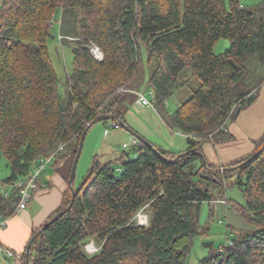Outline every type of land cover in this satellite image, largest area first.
Segmentation results:
<instances>
[{
  "label": "trees",
  "instance_id": "1",
  "mask_svg": "<svg viewBox=\"0 0 264 264\" xmlns=\"http://www.w3.org/2000/svg\"><path fill=\"white\" fill-rule=\"evenodd\" d=\"M59 10L61 39L75 41L66 101L47 45ZM223 38L229 47L215 53ZM143 46L153 69L154 109L168 127L188 135L192 152L174 161V151L138 140L134 157L123 152L103 162L95 156L79 187L74 180V194L23 253L25 263L185 264L201 232L203 203L213 201L212 182L225 191V180L236 174L246 205L232 206L256 229L229 238L199 264H264V137L259 150L222 171L201 154L205 143L232 139L227 121L264 84V0L252 8L242 0H0V160L6 157L11 168L0 178V215L15 214L22 195L16 183L41 157L64 145L60 162L72 143L76 156L98 121L125 124L129 91L120 90L139 87ZM194 77L200 88L170 113L168 100ZM146 206L152 216L140 225L136 216ZM90 241L99 247L93 254L86 250Z\"/></svg>",
  "mask_w": 264,
  "mask_h": 264
},
{
  "label": "rangeland",
  "instance_id": "2",
  "mask_svg": "<svg viewBox=\"0 0 264 264\" xmlns=\"http://www.w3.org/2000/svg\"><path fill=\"white\" fill-rule=\"evenodd\" d=\"M262 1L263 0H242V3L246 7L252 8L257 5H260ZM62 20L63 12L59 10L54 17L53 27L51 31L52 36L48 40L47 45L51 61L56 70L57 76L59 77V91L61 93L62 100L66 101V99L68 98L69 91L68 78L74 68V54L72 52V48L75 45V41L73 38H69V40L66 41H63L61 39L62 35L60 33V26ZM74 23L76 25L77 20L75 19V16H71V24ZM229 45V40L224 38L220 39L216 43L214 51L218 54L223 53L226 51ZM141 57L143 62L144 73L142 81L139 84L138 88L140 92L145 93L146 97L149 100H153L154 90L150 83V76L152 74L153 69L148 64V51L146 46L142 47ZM249 67L253 73H255L259 69V60L257 57L251 60ZM201 84L202 83L198 78H192L189 85L181 87L176 92V94H174L168 100V111L170 113H174L183 102L187 101L192 97L194 92L200 88ZM126 105L128 109H134V112L137 113V108H134V105ZM248 105L249 104L245 105L243 108L247 107ZM117 108L119 109L120 107ZM147 108H150L154 112L152 106L149 105L147 106ZM128 109L125 108L123 112L126 113ZM234 119L235 117L227 121L226 126L224 127L226 131L230 129V123L233 122ZM112 121L113 120L98 121L92 126L93 128L91 127L90 131L87 133L83 146V152L84 149L85 152L83 154V157L81 156V159L79 160L76 172L75 184L77 187H79L84 177L87 175L93 165L94 157L88 160V164L86 163L87 154L90 148H102L105 139H111L114 141L113 143L115 147V153L113 154L111 152L109 155L107 154L105 156H101L100 158L103 162L115 160L123 152L129 153L132 157H134L136 146L131 142L132 138L129 139L124 137V132H126V130L122 127L120 130L108 127L110 126ZM178 139L182 142H185V139L181 137H179ZM124 143L127 144L126 147L124 146ZM75 149L76 144L72 143L69 145L68 151L66 153V157L69 156L72 161L71 171L76 157L74 153ZM49 168L50 166H47V169ZM10 173L11 168L9 165V161L6 157H3L0 160V178L3 179L9 176ZM236 176V174H231V176L227 180H225V191L223 190V188L219 187L217 184L212 182L211 193L213 195V201L203 203L201 212L198 217V221L201 226V232L199 235L196 236L194 246L187 257L185 264H199V260L201 258L208 256L213 251H219L220 249H223V247H225L228 243L229 238H233V236L235 235L240 237L256 229L255 225L250 223L246 219V217H244L243 213L238 209L239 207L236 208L232 206L233 203H237L240 206L246 205V199L243 195L242 190L240 189V186L236 181ZM221 177L224 178L223 173L221 174ZM71 193L72 191H70L69 195ZM140 214L147 215L149 220V218H151L152 216V211L150 207H144L136 216L138 224H141V220L145 219H140L138 216ZM146 223L148 224L147 221L144 222V224ZM206 242H214V244L211 247H207L205 246ZM89 243L95 242L90 241ZM88 244L86 245V250L88 249Z\"/></svg>",
  "mask_w": 264,
  "mask_h": 264
},
{
  "label": "crops",
  "instance_id": "3",
  "mask_svg": "<svg viewBox=\"0 0 264 264\" xmlns=\"http://www.w3.org/2000/svg\"><path fill=\"white\" fill-rule=\"evenodd\" d=\"M138 92H140L139 88L129 91L123 96L125 100L123 111L125 108L128 109L126 104L134 105V108H137V113L134 112V109H128L124 113L125 124L154 145L174 151L177 154L186 151L188 149L186 135L168 127L154 108L153 112L147 108V105L142 104ZM125 130L124 137L132 138L131 142L135 144V137L127 129ZM228 134L232 136L231 140L208 142L203 146L206 161L213 167H219L220 171L225 166L238 162L261 148V140L264 137V84L254 100L247 107L241 109L234 121L230 123ZM179 137L185 139V142L180 141ZM113 142L111 139H105L102 148H90L86 163L88 164V160L97 155L101 157L109 155L111 152L114 154ZM84 152L82 151V157ZM65 157L60 162L55 161L49 169H46L42 183L34 192L29 206L10 216L7 225L0 228L2 245L22 254L28 253L33 235L51 221L57 213L71 191L69 178L72 161L69 156ZM32 254H35V250L32 251ZM0 264H8L1 251Z\"/></svg>",
  "mask_w": 264,
  "mask_h": 264
},
{
  "label": "built area",
  "instance_id": "4",
  "mask_svg": "<svg viewBox=\"0 0 264 264\" xmlns=\"http://www.w3.org/2000/svg\"><path fill=\"white\" fill-rule=\"evenodd\" d=\"M95 49H98L100 51V55H97L95 53ZM92 53L96 59H98V60L103 59V52L101 51V49L98 46L94 45L92 47ZM121 91L127 92L130 90L123 88V89H121ZM138 95H139V100L142 104L147 105V106L150 105L154 108V106H155L154 97H153V100H149L146 97L145 93H143V92H138ZM110 127L113 129H120L122 126L119 122L114 121V122H111ZM186 136H188V135H186ZM190 136L195 138V136H193V135H190ZM137 141L138 140L136 138H134V143H137ZM124 146L126 147L127 144H124ZM63 148H64V145H61L51 155L46 156V157H41L38 160L37 164L35 165L34 169L32 170L31 174L26 179L20 180L19 182L16 183V186L22 188L21 200L17 206L16 212H19V211H21V210H23L29 206V203L34 196V192L40 187V185L42 183V177H43L44 172L47 169V166H50L52 163L55 162L57 155L59 154V152ZM138 216L140 219L145 218L144 220H141V224L148 225L147 223L144 224V222H146V221L149 223L147 215L140 214ZM7 222H8V217L0 215V228L6 226ZM88 249H89V251H88ZM88 249H87V251L90 254H93L99 250L95 243H89ZM0 251L2 252L4 257L8 261V264H26L24 261V258H23V254L21 252H18L16 250L8 248V247L2 245L1 242H0Z\"/></svg>",
  "mask_w": 264,
  "mask_h": 264
},
{
  "label": "water",
  "instance_id": "5",
  "mask_svg": "<svg viewBox=\"0 0 264 264\" xmlns=\"http://www.w3.org/2000/svg\"><path fill=\"white\" fill-rule=\"evenodd\" d=\"M111 117V116H109ZM91 126V125H90ZM122 126L127 129L130 133H132V135L139 141L141 142H144L145 144H148V145H152V143L150 141H148L146 138H144L143 136H141L138 132H136L135 130L131 129L127 124H122ZM83 146H84V139L78 149V152H77V155L75 157V160H74V163H73V167H72V171H71V176H70V179H69V184H70V188H71V191L72 193L74 194L75 192V189L73 187V182L76 178V172H77V167H78V164H79V160H80V157H81V154H82V151H83ZM198 150V149H197ZM192 152V150H186L184 152H182L181 154H179V156L174 160L176 161L179 157H182V156H185V155H188ZM200 152V151H199ZM259 153V152H258ZM257 153V154H258ZM201 154L204 156V160L206 161V158H205V155L204 153L201 152ZM51 221H49L47 224H45L36 234L35 236L31 239V242L29 244V247L28 249L30 250L31 248V245L32 243L41 235V233L44 231V229H46L48 227V225L50 224ZM214 242H206L205 243V246L207 247H211L213 246ZM30 261L28 260L26 264H29Z\"/></svg>",
  "mask_w": 264,
  "mask_h": 264
},
{
  "label": "bare ground",
  "instance_id": "6",
  "mask_svg": "<svg viewBox=\"0 0 264 264\" xmlns=\"http://www.w3.org/2000/svg\"><path fill=\"white\" fill-rule=\"evenodd\" d=\"M95 53H96L97 55H100V51H99L98 49H95Z\"/></svg>",
  "mask_w": 264,
  "mask_h": 264
}]
</instances>
